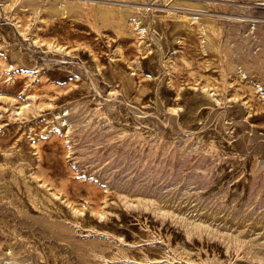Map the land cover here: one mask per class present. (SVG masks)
I'll return each instance as SVG.
<instances>
[{
	"label": "rangeland",
	"instance_id": "rangeland-1",
	"mask_svg": "<svg viewBox=\"0 0 264 264\" xmlns=\"http://www.w3.org/2000/svg\"><path fill=\"white\" fill-rule=\"evenodd\" d=\"M0 264H264V0H0Z\"/></svg>",
	"mask_w": 264,
	"mask_h": 264
},
{
	"label": "bare ground",
	"instance_id": "bare-ground-1",
	"mask_svg": "<svg viewBox=\"0 0 264 264\" xmlns=\"http://www.w3.org/2000/svg\"><path fill=\"white\" fill-rule=\"evenodd\" d=\"M53 9V11H56L57 10V7L55 6L54 8H52ZM107 10H105L103 7H101L100 8V15H101V17L104 19L106 16H107ZM259 12H262V11H259ZM109 16V15H108ZM111 18V17H110ZM251 26V25H250ZM233 36V35H232ZM239 43V42H238ZM228 48L230 49V51H234V49L230 46V44H228ZM240 48V47H239ZM236 52V51H235ZM80 110V109H79ZM125 167V166H124ZM124 169V168H123ZM122 169V170H123ZM131 169V168H130ZM127 170V169H126ZM144 172V171H143ZM157 174V173H156ZM160 176V175H159ZM167 178V177H166ZM130 181H131V179H130ZM128 183H132V182H128ZM135 183H133V185H134ZM61 228H63V227H61ZM59 231V230H58ZM58 234V233H57ZM63 234V233H62ZM65 236V235H64ZM60 237V236H59ZM63 237V236H62ZM63 240V239H62ZM75 240V239H74ZM75 241H77V240H75ZM79 242V241H78ZM81 242V241H80Z\"/></svg>",
	"mask_w": 264,
	"mask_h": 264
}]
</instances>
